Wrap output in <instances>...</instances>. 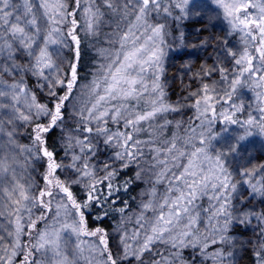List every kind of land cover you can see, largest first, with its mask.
<instances>
[{
    "label": "snow or ice",
    "instance_id": "6c2138e0",
    "mask_svg": "<svg viewBox=\"0 0 264 264\" xmlns=\"http://www.w3.org/2000/svg\"><path fill=\"white\" fill-rule=\"evenodd\" d=\"M208 4V25L222 20L224 35H200L204 25L186 43L182 22L207 8L194 0H0V264H235L230 229L253 220L264 264V208L247 205L264 200V164L225 162L264 135V0ZM85 41L96 59L82 83ZM174 46L216 57L196 71L185 63L176 101L162 79ZM241 89L255 106L236 102ZM185 108L186 121L168 119ZM218 121L243 129L227 152L213 144ZM137 181L133 208L121 192ZM110 216L115 247L100 226Z\"/></svg>",
    "mask_w": 264,
    "mask_h": 264
},
{
    "label": "rangeland",
    "instance_id": "374dc122",
    "mask_svg": "<svg viewBox=\"0 0 264 264\" xmlns=\"http://www.w3.org/2000/svg\"><path fill=\"white\" fill-rule=\"evenodd\" d=\"M197 5H207L206 9L198 8V11H203L201 17L195 19H189L182 22V30L186 36V43H195L198 40L197 28L208 25L207 16L212 14L213 5L208 4V0H194ZM172 26L175 27V22H171ZM226 29V24L222 20H216L211 25H208V32L200 35H207L211 33L216 36H223ZM171 40V37L169 38ZM238 42L237 37L232 38V44ZM58 46H52V50L55 52ZM68 49H60L59 54L62 57L67 58L66 52ZM191 61L195 65L193 71H196L201 63H207L212 65L216 62L213 47L205 48H179L173 47L165 58L164 61V74L162 79L166 81V91L168 97L172 101L178 100L182 95H185L183 85L190 83L189 76L191 73H186V68L183 66L187 61ZM227 63V61H225ZM219 79L218 74L214 77ZM237 103L243 102L246 106L252 104L255 106L254 93L248 89H241L238 92ZM193 115L191 109L185 108L180 113H172L168 116V119L174 120H187ZM241 119L246 118V114L240 117ZM215 131L219 132L220 135L217 137L213 144L217 150H223L227 152V146L236 143V137L243 134V129L239 125H225L223 121H218L215 126ZM21 142L27 143L23 130H21ZM239 154H229L226 156V165L230 170H236L241 166H252L264 164V135H260L258 132H254L253 135L248 136L245 140L241 141L238 146ZM42 164H38L37 167L40 169ZM240 195H247L248 189L246 186L241 185L239 190ZM259 198H249L247 205L255 206L260 209ZM207 206V201L204 202ZM243 227V231L235 233L233 232L234 226ZM230 234L235 237L238 243V247L235 251V264H241L243 254L247 251L254 254V245L257 242V237L260 234V227L257 225L255 220L251 224H235L230 229ZM111 245L116 246L118 241V235L112 230L110 233ZM251 241V243H249ZM211 263V262H210ZM196 264H200V260L197 259Z\"/></svg>",
    "mask_w": 264,
    "mask_h": 264
},
{
    "label": "trees",
    "instance_id": "16d2710c",
    "mask_svg": "<svg viewBox=\"0 0 264 264\" xmlns=\"http://www.w3.org/2000/svg\"><path fill=\"white\" fill-rule=\"evenodd\" d=\"M91 41H85L83 47H82V57L80 60V64H79V74H80V79L82 83L87 82L88 80H90L92 78L91 73L93 72V62L96 59L95 57V53L94 50L91 47ZM67 57H70L72 55V53L68 50L66 52ZM60 132L59 129H57L56 131H54L52 133V138L53 141H55L57 139V137L59 136ZM169 135L171 134L170 131L168 133ZM25 140L27 142V138L25 136ZM57 150L59 151V146H57ZM63 154L61 153V156ZM41 171H43V165L40 168ZM134 172V168L133 169H128L125 170V175L126 176H130L132 175ZM145 187V185L142 182L137 181L136 183H134L131 188L130 191L128 192H121V197L123 200L128 201L129 203H131L132 207L135 208L136 204L134 201L131 200L132 197H137L138 198V194L140 193V191ZM206 206V205H205ZM264 208V200L260 201V209ZM96 215L95 212L91 213V216L94 218ZM95 224L100 225L99 221H94ZM102 227H104L106 229V231H108L109 233L112 232L113 227H114V219L113 217H109L108 219H105L103 221V224L100 225ZM243 227L241 226H234V230L233 232L238 233L243 231L242 229ZM159 247V246H158ZM187 256L191 257L193 255H195V253H193L192 249H187L186 253ZM241 264H256V257L254 254L250 253V251H247L243 254L242 260L240 262ZM208 264H211L210 262H208Z\"/></svg>",
    "mask_w": 264,
    "mask_h": 264
}]
</instances>
